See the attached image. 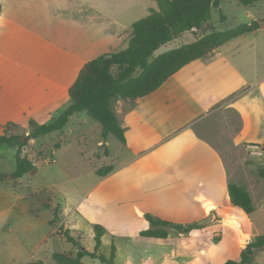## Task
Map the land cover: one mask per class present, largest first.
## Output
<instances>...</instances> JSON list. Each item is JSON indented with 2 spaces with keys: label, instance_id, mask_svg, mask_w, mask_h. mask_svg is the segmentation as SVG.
Returning <instances> with one entry per match:
<instances>
[{
  "label": "crops",
  "instance_id": "0c3cea01",
  "mask_svg": "<svg viewBox=\"0 0 264 264\" xmlns=\"http://www.w3.org/2000/svg\"><path fill=\"white\" fill-rule=\"evenodd\" d=\"M0 2L1 17L15 36L13 51L0 48V112L61 113L84 64L119 51L137 21L131 0ZM213 22L214 17L205 32L217 29ZM22 39L31 55L18 53ZM46 51L52 56L40 69ZM113 108L127 154L109 164L112 171L89 189L91 203L104 206L95 215L88 207L82 211L97 222L94 231L96 225L106 229L104 235L108 231L98 214H107V225L139 235L152 226L148 213L185 227L201 224L191 233L219 224L208 257L219 264L236 259L242 248L227 225L234 215L223 206L229 182L245 184L251 193L238 179L245 172L241 157L264 153V24L186 64L150 94L116 99ZM215 215L223 219L212 223ZM78 234L82 244L83 232ZM242 235L244 243L245 235L250 239L244 229ZM78 249L70 253L75 256ZM257 264L264 261L257 258Z\"/></svg>",
  "mask_w": 264,
  "mask_h": 264
},
{
  "label": "rangeland",
  "instance_id": "374dc122",
  "mask_svg": "<svg viewBox=\"0 0 264 264\" xmlns=\"http://www.w3.org/2000/svg\"><path fill=\"white\" fill-rule=\"evenodd\" d=\"M131 2L136 20L149 15L151 9L159 8L155 0ZM237 4L239 3L236 0H221L220 7L214 9L212 24L217 29H227L255 18L264 19V0L249 7L239 8ZM221 12L226 15L224 22L221 20ZM14 37L13 28L1 17L0 2V48L13 51ZM24 39L16 47L20 55H23V47L26 48ZM195 39L193 33L185 31L157 49L152 58ZM128 46L129 40L119 51ZM24 54L32 53L25 51ZM51 56V51H46L39 60L38 68L45 69ZM66 100L69 104L65 106L64 101L62 104L67 108L72 100L70 97ZM64 107L63 111L66 109ZM26 113L0 112V136L5 133L15 134L23 139L30 135L31 138L25 142L24 152L34 160L38 168L37 173L25 174L16 185L0 180V264H31L39 260L44 264H58L52 256L54 252L65 250L70 253L78 249L74 242L65 238L67 231L77 236L82 231L83 247L95 250L94 224L97 222L89 214L85 216L82 211L88 207L92 215L104 206L102 203H91L89 189L103 179L97 170L116 163L127 151L114 135L104 137L102 124L86 112L76 113L63 130L38 137H33L36 126L49 123L61 113ZM32 120L35 124H32ZM17 148L18 146L7 144L0 147V174L16 171ZM240 160L245 172L239 174L238 179L244 180L250 187L257 210L246 213L235 209L230 204L228 194L223 210L229 217L234 215L233 219L227 221V225L233 232L236 246L243 249L245 243L242 229L248 232L251 240L264 234V179L257 173L259 167H264V153L250 157L243 155ZM99 215L100 221L108 230L102 237L100 247L108 261L85 256L83 261L86 263L193 264L196 259L202 264L220 263L208 257V249L218 241L219 236L216 235V238L215 232H219V224H214L202 232L192 233H179L169 227L171 234L168 238H152L140 236L135 229L107 225V214ZM55 218H58L57 221L52 222ZM240 255L241 253L234 257L240 259ZM256 256L264 261V250L259 251Z\"/></svg>",
  "mask_w": 264,
  "mask_h": 264
},
{
  "label": "trees",
  "instance_id": "16d2710c",
  "mask_svg": "<svg viewBox=\"0 0 264 264\" xmlns=\"http://www.w3.org/2000/svg\"><path fill=\"white\" fill-rule=\"evenodd\" d=\"M158 9H151L146 17L133 23L129 46L126 49L106 53L89 60L81 68L77 79L69 88L72 103L57 118L49 123L36 126L33 137L47 135L62 130L76 112H86L88 116L102 124V134L107 137L114 135L118 140L126 142L125 131L121 126L113 108L116 99H136L158 89L169 77L186 64L201 58L228 41L243 34L260 29L264 20L254 19L227 29H212L205 32V27L214 17V9L219 8L221 0H155ZM240 5L249 7L262 0H236ZM221 20L226 15L221 12ZM185 31H190L196 37L194 41L168 50L155 58V51L172 41ZM204 32V33H203ZM203 33V35H200ZM117 69V72H115ZM35 124L34 121H31ZM4 144L18 146L16 153L17 169L13 173L0 174V180L16 185L25 174H35L37 165L25 152V142L19 135L7 133L0 136V147ZM107 165L97 170L101 176L112 171ZM257 173L264 179V167H259ZM227 193L230 204L246 213L256 210L252 195L245 184L229 182ZM48 205L47 203H45ZM49 206V205H48ZM58 209H56V212ZM152 227L140 231V235L153 238H168V225L171 223L146 214ZM55 218L52 222L57 221ZM201 227L199 223L186 225L185 231ZM105 228L95 226V250L90 251L81 244V234L66 232L69 241L79 245L75 256L66 252H54L53 258L58 264H90L83 261L85 256L108 261L100 252ZM241 251L240 259H228L221 264H257L256 255L264 250V234H259L254 240L248 239ZM114 249L112 257H114ZM31 264H44L42 260ZM219 264V263H208Z\"/></svg>",
  "mask_w": 264,
  "mask_h": 264
},
{
  "label": "water",
  "instance_id": "95a60500",
  "mask_svg": "<svg viewBox=\"0 0 264 264\" xmlns=\"http://www.w3.org/2000/svg\"><path fill=\"white\" fill-rule=\"evenodd\" d=\"M30 138H31V136L28 135V136L24 137L22 139V141L23 142H27ZM222 219H223L222 216L215 215L214 218H213V220L211 222L213 223V222H216V221L222 220ZM168 226L170 228H172L173 230L179 232V233H183L184 232V229H185V225L183 223H177V222L176 223H170Z\"/></svg>",
  "mask_w": 264,
  "mask_h": 264
}]
</instances>
